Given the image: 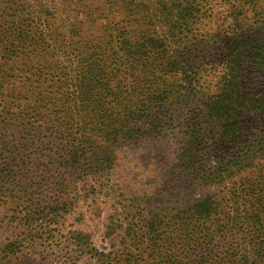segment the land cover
<instances>
[{
    "label": "trees",
    "instance_id": "trees-1",
    "mask_svg": "<svg viewBox=\"0 0 264 264\" xmlns=\"http://www.w3.org/2000/svg\"><path fill=\"white\" fill-rule=\"evenodd\" d=\"M233 1L234 15L264 13V0ZM209 4L0 0V211L14 206L19 228L0 239V264L43 254L66 216L103 210L108 223L60 242L70 263L264 264V92L245 85L249 58L264 82V36L227 56L204 101L211 124L182 122L172 179L215 192L166 205L178 187L127 193L120 181L121 152L167 139L191 95L185 43ZM99 233L119 237L103 250Z\"/></svg>",
    "mask_w": 264,
    "mask_h": 264
},
{
    "label": "rangeland",
    "instance_id": "rangeland-1",
    "mask_svg": "<svg viewBox=\"0 0 264 264\" xmlns=\"http://www.w3.org/2000/svg\"><path fill=\"white\" fill-rule=\"evenodd\" d=\"M210 2L211 11L206 15V18L202 16L199 22L194 25L185 43V46L188 44V55H185V58L190 60L186 68L190 76L189 79L192 81L190 88L193 91L189 95V92L184 90L187 97H185L186 101H181V105L177 106L181 108L179 117L175 116L174 119H168V138L144 143L140 148L131 146L121 152L120 181L127 193L146 191L164 194L167 191L171 192L174 187H178L180 189L179 194L172 198L169 197L168 201H165H167L166 205H181L202 198L206 193L215 192L213 188L205 189L198 183L192 186H182L181 182L173 180L174 151L184 140L185 125L182 122L185 117H194L193 121L199 122V124L204 122L211 124L204 108L207 94L216 89L215 83L224 71L225 60L234 47L239 44L237 41L256 45L260 39L262 40L264 36V13L252 11L245 7L241 14L234 15L235 1L210 0ZM262 2H259L257 10L260 9L259 6ZM236 4L241 3L237 2ZM247 65L246 88L250 82H253L255 92H264V82L260 81L264 74L260 76V80L256 79V74L250 73V58ZM262 123L264 124V122ZM211 158L215 160L217 156L211 154ZM122 191V189L119 190V192ZM120 198L121 196L119 201ZM14 210V206H9L0 211V239L3 241L7 236L15 238L16 232L19 231L17 220H14L18 213ZM109 211H96L101 212V214L87 212L85 217L79 214L66 216L59 240L51 245H49L50 241L45 242L41 246L45 251L43 254L26 251L23 253L21 264H72L70 263L72 259L68 253V248L60 242L65 240L66 236L72 235L70 232L73 230L84 229V233H86V229L91 226L92 230H98L100 221L109 222ZM118 237L119 235L105 237L99 233L95 235V241L100 249L109 250V245ZM59 243L60 245H58ZM80 258V264L90 262L89 253L80 255Z\"/></svg>",
    "mask_w": 264,
    "mask_h": 264
}]
</instances>
